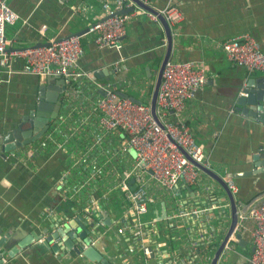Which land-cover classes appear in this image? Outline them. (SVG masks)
Segmentation results:
<instances>
[{"label":"crops","instance_id":"obj_1","mask_svg":"<svg viewBox=\"0 0 264 264\" xmlns=\"http://www.w3.org/2000/svg\"><path fill=\"white\" fill-rule=\"evenodd\" d=\"M104 1L8 0L11 9L19 15L16 24L6 27V36L11 40L8 48L33 47L54 34L59 37L77 35L84 49L79 59L80 68L96 70L124 57L126 60L118 76L119 88L128 93L132 90L136 98L151 102L155 72L167 47L163 26L146 14H135L127 22L120 52L101 49L94 43L88 27L104 15ZM143 1L156 11L169 3L177 4L183 11V20L171 26L174 34L171 59L193 60L207 73L202 90L186 103L183 118L197 141L204 145L209 167L224 180L226 175H232L238 186L237 202L248 203L264 192V172L252 173L257 167L255 157L264 153V121L253 115L252 105L238 106L235 97L238 93L241 95L244 82L248 87L252 84L257 88L259 81L264 79V72L249 71L231 61L222 42L248 32L264 49V0ZM134 7L137 9L138 6ZM110 10L122 12L112 3ZM42 26L47 27L44 36L39 33ZM22 65L23 59L18 58L9 77L0 73V138L5 130L11 131L22 122L30 133L37 130L23 118L34 112L38 86L47 77L41 79L34 74L22 73ZM107 77L108 74H104L97 78L104 80ZM56 84L57 81L50 80L51 87ZM65 110L63 104L61 112ZM61 121L53 124L54 129L31 146L34 151L29 155L26 149L21 154L8 152L3 156L0 153V239L14 237L12 243L2 249L1 255L6 254L2 255L1 264H69L67 259L64 260L68 254L64 241L69 237L81 241L82 230L77 231L80 224L76 219L90 226L86 210L91 208L92 201L94 207L90 216L98 222L97 228L90 226V237L103 261L80 258L70 264H142L136 238L129 233L116 232L123 219L131 217L129 203L118 188H113L114 178H118L125 168L124 160L116 156L110 158V151L99 154V160L88 162L85 167H73L75 156L84 158L82 148L92 142L97 127L89 134L78 135L73 144L59 147L60 139H65L59 129ZM80 144L81 148L76 149ZM1 146L0 139V149ZM112 147L113 151L115 145ZM106 157L111 161L104 165L102 162ZM87 179L88 184L81 189L80 185ZM200 180V187L193 190L180 183L172 197L162 192L158 201L150 206L144 220L153 232V244L161 256L156 254L149 264H178L182 256L188 259L194 251L190 243L200 238L205 241L216 228L218 209H214L215 216L208 223L205 236H200L201 218L185 221L189 228L187 233L182 230L180 233L167 219L168 213L177 206H210L223 197L221 193L217 196L208 190L212 183L217 190H221V186L207 174L201 172ZM243 225V237L235 243L232 264H242L253 252L250 231L255 223L247 218ZM17 244L21 245L15 250ZM55 246L60 249L58 253L53 249ZM60 255L63 257L59 258Z\"/></svg>","mask_w":264,"mask_h":264},{"label":"built area","instance_id":"obj_2","mask_svg":"<svg viewBox=\"0 0 264 264\" xmlns=\"http://www.w3.org/2000/svg\"><path fill=\"white\" fill-rule=\"evenodd\" d=\"M111 3L118 10H129L135 6L133 0L103 2L104 15L88 27L89 33L93 34L94 43L101 49L120 52L127 33V22L135 14H146L156 22L159 21L160 14L170 26H175L184 18L183 11L175 3H169L157 12L138 6L137 9L134 7L132 11L125 13L111 11ZM18 20L19 15L11 9L8 0H0V73L9 77L13 73V63L19 58L23 59L20 70L22 73L38 75L41 79L53 75L65 80L67 87L63 103L66 110L61 116L59 129L63 131L62 126L66 122L70 127L67 134L63 131L65 139H60L59 147L63 144H73V139L81 135V132L89 134L97 127L92 142L82 148L84 158L78 159L75 156L73 167H85L88 162L99 160V154L110 151V158L116 156L124 160L125 168L118 178H114L116 183L113 188H118L129 203L131 217L124 218L116 232L134 236L142 254V264H149L156 254L161 256L153 244V232L149 231L144 220L150 206L158 201L162 192L171 197L175 195L180 183L191 190L200 187L202 170L197 163L209 167L204 145L197 141L182 115L186 103L197 91L202 90L207 82L205 68L193 60H168L157 95L156 113L159 122L151 113L150 101L137 103L118 94L117 90L121 89L118 76L126 58L120 57L96 70L80 68L79 59L84 54V49L77 35L59 37L54 34L46 42L39 41L36 46L9 50L11 40L6 36V27L16 24ZM46 31V26L39 28L42 36ZM222 47L234 63L249 71L264 72V49L251 33L242 32L226 38ZM103 69L109 71L108 77L99 80L96 73ZM248 88L244 82L241 94L246 95L244 91ZM83 128L86 130L81 131ZM82 144L76 149L81 148ZM114 145L115 149L112 151ZM30 148L32 147L26 150L28 155L34 151ZM110 161L111 159L106 157L102 163L106 165L105 163ZM225 181L235 194L238 186L234 177L228 174ZM87 184L88 179L80 185L81 189ZM93 202L91 208L86 210V218L92 227L97 228L98 221L90 216ZM226 206L227 204L218 203L190 208L177 206L168 213L167 219L176 225L178 230L187 233L189 228L185 221L201 218L200 236H205L208 223L214 219V209L219 211ZM247 218H251L255 223L254 229L250 231L253 252L242 264H264V197L252 205L247 214L240 215L236 232L242 234L243 223ZM217 233L213 228L210 237L205 241L201 238L198 241L193 240L190 248L194 251L189 254L188 259L182 256L178 264H210V255L207 253L216 249ZM231 240L239 241L235 234L231 236Z\"/></svg>","mask_w":264,"mask_h":264},{"label":"water","instance_id":"obj_3","mask_svg":"<svg viewBox=\"0 0 264 264\" xmlns=\"http://www.w3.org/2000/svg\"><path fill=\"white\" fill-rule=\"evenodd\" d=\"M136 6L141 8H145L149 11L157 12L154 8H152L149 4L145 3L143 0H133ZM134 7L130 8L129 10L132 11ZM128 9L122 10V13L129 11ZM159 21L163 26V31L166 36V53L163 57L161 65L158 70H156V81L151 97V113L154 118L160 122L157 113H156V106H157V95L158 90L162 81L163 71L165 68L166 63L168 60L171 59V54L173 50V29L168 23V21L164 18V16L159 14ZM104 74H109V71L103 70L98 71L96 76H101ZM38 76V75H37ZM38 78H40L38 76ZM50 80L57 81L55 86H50ZM250 87L245 90L244 94H237L235 97V101L238 106L246 108L247 105H252L254 108L253 115L260 116V120L264 121V79L263 81H259L257 88H254L253 85H249ZM66 84L65 80L61 77H56L53 75L47 76V80L40 83L38 86L37 98L38 102L35 106L34 112L29 114V116H25L23 118L24 121L29 122L30 125L34 124L37 127V130L34 131V134L30 133L29 130L24 128V123H19L13 130H5L1 135V142L2 146L0 149L1 155H6V153L10 152L11 154H21L24 149H28L32 145L38 143L41 139H43L46 134L52 129H54L53 124L60 121L61 116L63 115L62 108H63V95L66 91ZM51 90V91H49ZM118 94L124 98H130L134 102L141 103L142 101L139 98L129 94L128 92L124 91L123 89L117 90ZM32 117V118H31ZM17 151V152H16ZM256 160V169L253 170V174L264 172V153L259 154L255 157ZM198 167L208 175L212 180L217 182L221 186V190H217L214 184H209L208 190L215 195L223 196L218 203L220 205L227 204V206L223 210H219L218 215L215 219L216 228L215 230L218 231L217 238H218V245L216 249L210 254V264H232V256L235 250V246L237 242L231 240V236L233 234L240 240H242V234L236 232V226L239 222L240 215H245L249 211L252 205L257 203L264 197V192L255 196L250 200L248 203L242 202L239 204L236 200L235 194L228 188L226 181L213 169L210 167H206L200 163H197ZM134 180L132 179L131 182ZM134 188V185H133ZM218 193V194H217ZM77 223L80 224V227H77V231H81L80 238L81 241H76L69 237L67 240L64 241V249H67L68 254L65 256L64 260H68L69 264L75 260L80 258H87L92 261H103V256L100 251L96 248V245L92 243V238L90 237L92 232H90V226L87 223H82L81 220L76 219ZM8 236V235H7ZM14 237H6L0 239V264L2 263V255L6 254L5 252L1 255L4 251L2 250L7 244H11ZM18 246H14L15 250L19 248L21 244H17ZM54 251L57 253L59 252L58 246H55ZM16 252V251H14ZM12 254V253H11ZM64 254V253H63ZM65 255V254H64ZM63 256L60 255L59 258ZM240 264V263H236Z\"/></svg>","mask_w":264,"mask_h":264},{"label":"rangeland","instance_id":"obj_4","mask_svg":"<svg viewBox=\"0 0 264 264\" xmlns=\"http://www.w3.org/2000/svg\"><path fill=\"white\" fill-rule=\"evenodd\" d=\"M130 92V94H134L135 95V92L134 91H132V90H129ZM152 94V93H151ZM64 114V113H63ZM73 117V116H72ZM63 123V122H62ZM70 126H69V124H67V122L66 123H64V125L62 126V129H65V133L67 134L68 133V131L69 130H67L68 128H69ZM52 129V128H51ZM74 130V133H76L77 132V130L74 128L73 129ZM83 130H86V128H83V129H81V131H83ZM64 131V130H63ZM62 131V132H63ZM82 133V132H81ZM180 233H182L180 230H178ZM177 232V231H176ZM178 243V242H177ZM207 254H211V252H209V253H207ZM139 255V258H141L142 257V254L140 253V254H138Z\"/></svg>","mask_w":264,"mask_h":264}]
</instances>
